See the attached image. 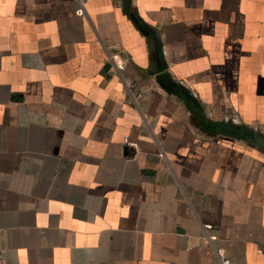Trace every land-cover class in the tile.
<instances>
[{"label":"crops","instance_id":"crops-1","mask_svg":"<svg viewBox=\"0 0 264 264\" xmlns=\"http://www.w3.org/2000/svg\"><path fill=\"white\" fill-rule=\"evenodd\" d=\"M237 126L264 138V0H0V264H264Z\"/></svg>","mask_w":264,"mask_h":264},{"label":"water","instance_id":"water-1","mask_svg":"<svg viewBox=\"0 0 264 264\" xmlns=\"http://www.w3.org/2000/svg\"><path fill=\"white\" fill-rule=\"evenodd\" d=\"M156 83L161 89H163L168 94L175 95L178 97L183 95L192 100L188 93L178 87L177 84L171 80L170 76L165 73H159L156 76ZM234 132L235 134L232 135H235L239 138L247 139L264 150V138L257 135L255 132H253V130L244 128L243 126H237Z\"/></svg>","mask_w":264,"mask_h":264},{"label":"built area","instance_id":"built-area-1","mask_svg":"<svg viewBox=\"0 0 264 264\" xmlns=\"http://www.w3.org/2000/svg\"><path fill=\"white\" fill-rule=\"evenodd\" d=\"M206 237L209 241L215 242L217 240V236L214 233H210V229L205 228ZM210 231V232H209ZM209 232V233H208ZM221 264H229V261L227 259H221Z\"/></svg>","mask_w":264,"mask_h":264}]
</instances>
